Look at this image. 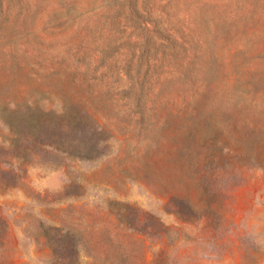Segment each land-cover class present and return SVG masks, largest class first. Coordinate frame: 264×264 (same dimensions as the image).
<instances>
[{"label":"rangeland","instance_id":"1","mask_svg":"<svg viewBox=\"0 0 264 264\" xmlns=\"http://www.w3.org/2000/svg\"><path fill=\"white\" fill-rule=\"evenodd\" d=\"M0 264H264V0H0Z\"/></svg>","mask_w":264,"mask_h":264},{"label":"trees","instance_id":"2","mask_svg":"<svg viewBox=\"0 0 264 264\" xmlns=\"http://www.w3.org/2000/svg\"><path fill=\"white\" fill-rule=\"evenodd\" d=\"M28 119H29V122H30V121H34V120H35V118H34V117H30V118H28ZM32 125H33V126H32ZM31 126H32V127H35V126H37V124H34V123H33V124H31Z\"/></svg>","mask_w":264,"mask_h":264}]
</instances>
